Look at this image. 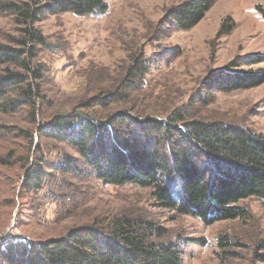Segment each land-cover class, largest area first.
Segmentation results:
<instances>
[{"label": "rangeland", "instance_id": "374dc122", "mask_svg": "<svg viewBox=\"0 0 264 264\" xmlns=\"http://www.w3.org/2000/svg\"><path fill=\"white\" fill-rule=\"evenodd\" d=\"M188 1L106 0L105 14L61 13L40 21L37 27L48 45L37 47L31 63L42 75L45 102L38 121L47 124L56 114L74 112L98 119L120 112L163 117L186 105L192 115L236 121L264 134V83L230 93L213 89L217 71L246 56L264 55V13L258 9L264 0H216L195 27L180 30L166 16ZM18 28L12 15L0 12L2 42L18 36ZM143 53L148 73L125 83L131 88L125 91L131 56ZM242 68H264V63ZM31 114L26 105L0 111V237L8 232L59 236L96 217L126 213L165 228L168 239L184 250L182 264H253L254 249L264 238V200H244L245 217L207 225L160 207L150 188L106 184L82 163L77 162L75 174L51 169L79 155L47 134L25 139L20 129L36 128ZM28 158L45 160L39 188L24 187Z\"/></svg>", "mask_w": 264, "mask_h": 264}, {"label": "trees", "instance_id": "16d2710c", "mask_svg": "<svg viewBox=\"0 0 264 264\" xmlns=\"http://www.w3.org/2000/svg\"><path fill=\"white\" fill-rule=\"evenodd\" d=\"M215 2L191 0L172 8L166 18L178 29L189 30ZM258 9L264 13V8ZM108 10L106 0L0 1V12L12 15L20 29L18 36L0 40V111L29 106L36 128L20 129L25 139L47 134L65 141L79 155L51 169L75 174L77 162L82 163L106 184L150 188L160 207L207 225L245 217L242 201L264 200V134L244 124L204 119L192 115L186 105L163 117L120 112L98 119L96 114L74 112L56 114L47 124L38 121L45 102L42 75L31 63L37 47L48 43L37 24L49 15L85 16ZM245 59L217 71L214 91L230 93L264 83V68H242L264 63V55ZM131 61L122 85L125 91L131 89L125 83L143 79L150 67L144 53L132 55ZM45 165L44 158H28L25 188L41 187ZM226 243L223 238L221 247ZM183 255L182 246L168 239L165 228L126 213L96 217L59 236L32 238L8 232L0 237V264H182ZM253 264H264V238L254 249Z\"/></svg>", "mask_w": 264, "mask_h": 264}]
</instances>
